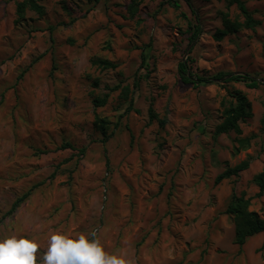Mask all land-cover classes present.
<instances>
[{"label": "rangeland", "instance_id": "obj_1", "mask_svg": "<svg viewBox=\"0 0 264 264\" xmlns=\"http://www.w3.org/2000/svg\"><path fill=\"white\" fill-rule=\"evenodd\" d=\"M21 1L0 0V237L34 238L43 254L54 232L95 231L128 264H264V234L239 250L225 212L243 194L264 217L253 182L264 169V86H193L177 70L190 55L198 76L264 82V0H242L259 25L219 41L225 15L243 21L228 0H39L42 14L27 7L17 20ZM190 25L200 27L192 43ZM234 91L252 117L241 135L214 136ZM96 97L106 104L95 108ZM95 114L110 122L106 142Z\"/></svg>", "mask_w": 264, "mask_h": 264}, {"label": "trees", "instance_id": "obj_2", "mask_svg": "<svg viewBox=\"0 0 264 264\" xmlns=\"http://www.w3.org/2000/svg\"><path fill=\"white\" fill-rule=\"evenodd\" d=\"M39 0H23L18 2L16 5V14L17 20L21 19L24 15L25 8H30L31 10L37 12L38 14H42L43 9L42 6L38 3ZM229 5H235L239 10L240 14L243 16V21L240 22L238 20H230L227 15L224 16L222 22V28L218 29L214 38L219 41L223 37L228 34L236 33L241 28L246 29H254L257 25H259V21L255 20L252 16V12L248 10L244 1L242 0H228ZM174 7H178V3L174 4ZM191 26V35L188 39L189 42H194L199 34L200 27L198 25H190ZM190 53V51H189ZM102 68H113L114 64L108 61H97ZM194 62V58L190 55L186 59V61H182L178 64V75L182 83L191 84L193 86H197L203 82L207 83H230V82H241L247 88H258L260 86H264V82L250 74H238L232 72H218L215 75H212L210 78H205L193 74L189 68L188 63ZM233 98L232 103L228 106H225L223 109V120L215 127L214 136H218L221 134H227L233 132L237 136L241 135L242 130L240 124L244 122L246 119L252 117L251 111V103L247 96L241 91H234L231 94ZM93 106L95 108L102 107L106 104V98H94ZM129 110V109H128ZM149 120H153L156 118V115L153 112L152 107L150 106L148 110ZM160 125L163 126L165 121L164 119L159 121ZM110 122L98 116L94 115L93 126L97 132L102 136V142H106L111 133L108 132ZM239 142L243 143L244 139L239 140ZM62 149L70 148L72 149V145L70 143H63L61 145ZM81 153L84 152V149L80 150ZM249 167L248 161H243L238 165L227 168L221 174H219L215 179V184H218L224 179L230 178L231 176H238L240 172L246 170ZM254 184L258 187L257 196L262 195L264 191V169L256 174L253 177ZM28 196V192L23 194L21 197L17 198L10 210L9 213H12L20 203H22L25 198ZM249 207V199L245 198L243 194H235L232 193L231 200L225 210L227 214H229L234 220V243L238 246L239 250L245 244L246 240L249 237L257 235L259 233L264 234V217H260L258 213L255 211H251L248 209ZM264 245V243H263ZM262 245V246H263Z\"/></svg>", "mask_w": 264, "mask_h": 264}, {"label": "clouds", "instance_id": "obj_3", "mask_svg": "<svg viewBox=\"0 0 264 264\" xmlns=\"http://www.w3.org/2000/svg\"><path fill=\"white\" fill-rule=\"evenodd\" d=\"M46 251L38 253L34 238L16 235L0 237V264H128L122 254H109L96 232L79 234L54 232L46 241Z\"/></svg>", "mask_w": 264, "mask_h": 264}]
</instances>
